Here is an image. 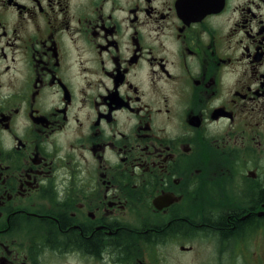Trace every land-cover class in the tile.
<instances>
[{
	"label": "flooded vegetation",
	"instance_id": "1",
	"mask_svg": "<svg viewBox=\"0 0 264 264\" xmlns=\"http://www.w3.org/2000/svg\"><path fill=\"white\" fill-rule=\"evenodd\" d=\"M0 264H264V0H0Z\"/></svg>",
	"mask_w": 264,
	"mask_h": 264
}]
</instances>
